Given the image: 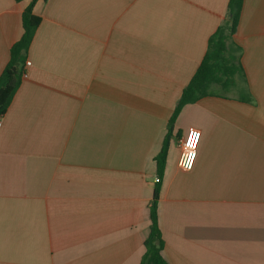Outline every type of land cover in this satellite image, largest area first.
I'll return each mask as SVG.
<instances>
[{
    "label": "crops",
    "instance_id": "1",
    "mask_svg": "<svg viewBox=\"0 0 264 264\" xmlns=\"http://www.w3.org/2000/svg\"><path fill=\"white\" fill-rule=\"evenodd\" d=\"M31 0H0V75ZM229 0H38L0 120V264H141L156 157ZM245 82L187 105L158 203L168 264H264V0L234 35ZM202 133L191 171L181 139Z\"/></svg>",
    "mask_w": 264,
    "mask_h": 264
},
{
    "label": "trees",
    "instance_id": "2",
    "mask_svg": "<svg viewBox=\"0 0 264 264\" xmlns=\"http://www.w3.org/2000/svg\"><path fill=\"white\" fill-rule=\"evenodd\" d=\"M23 1V0H17ZM38 0H31L22 15L23 34L10 49V60L0 75V120L6 114L14 96L22 82L27 53L35 32L41 23V18L34 13ZM244 0H229L228 18L208 40L207 52L197 71L185 87L169 120V131L163 147L157 155L156 167L158 180L154 194L149 203L150 229L144 241L145 253L141 264H168L162 255L164 240L160 231L158 203L163 187V177L166 169L170 147L171 129L183 109L207 96H217L214 85L224 91L239 87L245 82V70L241 62L242 47L234 41V35L239 25Z\"/></svg>",
    "mask_w": 264,
    "mask_h": 264
},
{
    "label": "built area",
    "instance_id": "3",
    "mask_svg": "<svg viewBox=\"0 0 264 264\" xmlns=\"http://www.w3.org/2000/svg\"><path fill=\"white\" fill-rule=\"evenodd\" d=\"M31 62L26 61L25 67L30 66ZM27 76V70L24 68L23 78ZM202 133L199 129H190L181 139L182 154L179 165L185 171H191L197 159L198 149ZM158 180V179H157Z\"/></svg>",
    "mask_w": 264,
    "mask_h": 264
}]
</instances>
